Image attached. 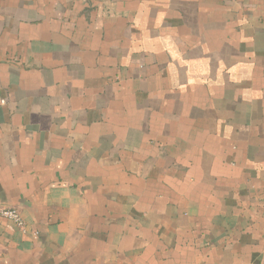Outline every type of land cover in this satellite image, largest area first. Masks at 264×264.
Listing matches in <instances>:
<instances>
[{"label": "crops", "instance_id": "obj_1", "mask_svg": "<svg viewBox=\"0 0 264 264\" xmlns=\"http://www.w3.org/2000/svg\"><path fill=\"white\" fill-rule=\"evenodd\" d=\"M0 264H264V0H0Z\"/></svg>", "mask_w": 264, "mask_h": 264}, {"label": "built area", "instance_id": "obj_2", "mask_svg": "<svg viewBox=\"0 0 264 264\" xmlns=\"http://www.w3.org/2000/svg\"><path fill=\"white\" fill-rule=\"evenodd\" d=\"M0 217H5L14 222L22 230L24 229L23 221L16 208L0 205Z\"/></svg>", "mask_w": 264, "mask_h": 264}]
</instances>
